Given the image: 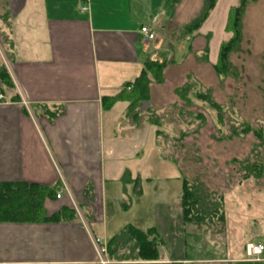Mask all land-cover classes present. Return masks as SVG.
<instances>
[{"label": "crops", "instance_id": "0c3cea01", "mask_svg": "<svg viewBox=\"0 0 264 264\" xmlns=\"http://www.w3.org/2000/svg\"><path fill=\"white\" fill-rule=\"evenodd\" d=\"M199 6V0H0L10 36L7 73L15 88L0 93V185L54 191L43 207L48 217L59 215L47 223H0V264H100L93 238L105 244L108 264L171 262L161 255L156 230L140 229L127 217L142 198L141 183L149 180L135 165L143 151L130 145L142 143L150 128L159 159L167 161L156 128L149 122L142 128L125 99L108 104L105 98L134 82L145 61L164 55L152 50L162 24L163 32L184 13L195 16ZM141 27L153 31V41L143 42ZM200 39L197 32L186 41L192 46ZM61 180L71 196L56 200ZM180 198L173 213L184 226ZM129 228L154 231L155 258H138L137 237L130 234L112 243ZM243 244L244 250L251 243ZM238 260L245 261L224 262Z\"/></svg>", "mask_w": 264, "mask_h": 264}, {"label": "rangeland", "instance_id": "374dc122", "mask_svg": "<svg viewBox=\"0 0 264 264\" xmlns=\"http://www.w3.org/2000/svg\"><path fill=\"white\" fill-rule=\"evenodd\" d=\"M241 1L218 0L198 31L202 39L194 41L192 46L186 37H180L181 29L201 12L203 0H199L195 16L184 13L165 31H161L165 24L158 28L152 50L167 56V65L162 71L163 82L149 84V101L139 104L130 114L144 129L146 123L158 119L159 124L162 123L161 132L166 135V138L157 140L164 156L174 155L183 160L182 171L171 161L159 159L150 128L149 132L145 130L144 139L140 138L142 143L136 141L129 147L143 151L145 157L142 161L136 160L135 165L149 180L141 183L142 198L137 206L131 207L127 217L131 216L133 225L140 229L156 230L163 242L161 255L171 260L169 264H176V259L188 261L186 264H225L224 261L231 258L245 259L234 264H264V260L249 261L245 248L243 250L244 242L264 246V175L259 180L253 175L243 179L248 172L245 165L262 164L264 146L254 150L257 142L251 133L230 140L220 139L229 136L232 128L240 130L244 123L262 130L264 136V0L248 4L246 8L241 22V42L228 59L229 72L218 76L212 68L220 44L229 39L224 32L227 11ZM196 5L194 1V11ZM3 19L0 16V73L8 75L10 84L0 83L2 95L5 91L15 92L7 73L10 36L2 24ZM207 36L208 40L204 39ZM205 43L208 62L201 59ZM185 83L190 84L192 103L190 108L185 107V112L182 110L180 116L183 101L174 92ZM194 92L210 93L223 112V124L217 122L213 110L193 98ZM198 114L202 115L204 124L196 118ZM181 134L184 138L179 142L176 139ZM174 145L178 147L174 149ZM195 175L213 192L217 202L222 198L219 212L224 214V221L215 219L209 225L183 226L181 215H174L173 208L181 195L182 178L191 184ZM130 203L125 201L127 206H131ZM125 214L121 218L125 219Z\"/></svg>", "mask_w": 264, "mask_h": 264}, {"label": "trees", "instance_id": "16d2710c", "mask_svg": "<svg viewBox=\"0 0 264 264\" xmlns=\"http://www.w3.org/2000/svg\"><path fill=\"white\" fill-rule=\"evenodd\" d=\"M218 0H203V8L197 17L192 20L188 25L182 28L181 38L183 37H194L199 29L202 27L204 22L208 19L209 14L214 9ZM258 0H242L237 6L229 8L226 17V23L224 32L229 35V39L226 42H222L218 48V54L213 70L216 74L226 75L230 70L229 56L231 53L237 50L241 42V22L243 15L245 14L248 4H255ZM208 50L205 48L203 51L204 61L208 62L207 59ZM160 60V61H159ZM167 61L165 55H160L158 60H147L144 63L143 69L139 76L132 83H128L124 86V90L117 96L112 98H105L108 104H112L119 99H125L129 103L128 114H132L134 110L142 102L149 101V84H162V71L166 67ZM8 75L4 72L0 73V83L3 85H9ZM130 90L127 91L126 89ZM191 88L189 83H185L180 88L175 90V95L185 103H182L180 113L183 115L185 107L190 108L192 101L190 100ZM193 98L206 105L208 109L213 110L216 113L217 122L223 124V112L219 105H217L211 98L210 93H199L194 92ZM183 110V111H182ZM190 116V115H189ZM200 120L201 124H204L202 115L196 116ZM150 124L156 128L155 137L156 140L159 138H166V135L161 132V124L158 119H153ZM240 131V132H239ZM251 133L257 144L254 147L264 146V136L262 130H256L251 128L247 123L243 124V127L239 129L232 128L229 136H222L220 139L230 140L233 137L245 136ZM184 135L181 134L179 139L183 140ZM158 144V142H157ZM161 148L160 144H158ZM174 149L178 146L174 145ZM162 149V148H161ZM176 151V150H175ZM163 152V149H162ZM170 156V157H169ZM163 159L171 161L177 168L182 170L181 163L183 160L177 159L174 155L164 156ZM244 166V165H242ZM245 177L248 178L250 175L258 177V180L264 175V158L261 163H255L244 166ZM183 171V170H182ZM195 178V179H194ZM194 179V180H193ZM193 182L189 184L187 179L182 178V189L179 206L182 212L183 223L185 225L192 226H203L210 224L215 219L224 221V214L219 211L222 206V198L217 202L213 192L209 191V188L203 183L201 179H198V175L193 177ZM54 196V191L46 190L45 188L36 185H25V184H11V185H0V223L4 222H24V223H47L57 220V217H48L43 207V202L46 198ZM219 213V215H218ZM130 234L135 236V247L137 249L138 258L142 259H153L157 255V244L154 238V231L149 230L148 232H140L135 229L129 228L127 231L121 233L112 243L118 242L121 238ZM152 236L153 239L149 240ZM149 253V255H143ZM264 254V253H263Z\"/></svg>", "mask_w": 264, "mask_h": 264}, {"label": "built area", "instance_id": "2783aa9c", "mask_svg": "<svg viewBox=\"0 0 264 264\" xmlns=\"http://www.w3.org/2000/svg\"><path fill=\"white\" fill-rule=\"evenodd\" d=\"M85 10L86 8L81 9V11H85ZM140 34L142 35V40L144 43H149L153 41L155 38V34L148 27H141ZM126 90L129 91L130 89L127 88ZM24 106L26 107L25 103ZM64 196L70 197L71 193L69 187L61 180V186L55 191V199L61 200ZM73 209L74 211H79L77 206H73ZM80 219H82V216H80ZM93 245L100 258V264H108L105 258L107 253L105 244L101 240L93 238ZM245 250H246V256L249 261L258 262L264 253V246H262L261 244L251 243L246 245Z\"/></svg>", "mask_w": 264, "mask_h": 264}]
</instances>
